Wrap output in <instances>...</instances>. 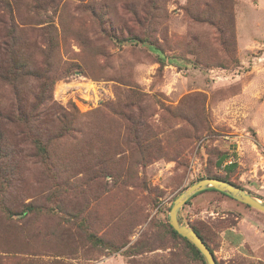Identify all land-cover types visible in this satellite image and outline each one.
Wrapping results in <instances>:
<instances>
[{
	"label": "rangeland",
	"instance_id": "374dc122",
	"mask_svg": "<svg viewBox=\"0 0 264 264\" xmlns=\"http://www.w3.org/2000/svg\"><path fill=\"white\" fill-rule=\"evenodd\" d=\"M18 1L22 10L45 3ZM164 1L156 11L159 26L152 25L178 65L162 66L142 45L119 46L101 33L100 20L78 8L106 10L116 27L141 31L128 5L150 25L142 16L149 0H66L60 66L53 65L60 78L51 103L75 114L78 130L50 148L53 163H63L65 173L56 177L38 160H27L22 181L10 189L12 209L31 204L39 210L14 223L1 218L0 249L19 237L25 242L19 249L29 251L12 263L206 264L171 234L174 201L207 175L227 178L264 200V0H227L214 12L203 6L210 0ZM188 9L217 15L213 24L196 22ZM58 19L50 8L24 20L59 26ZM78 32L88 34L92 49L81 46ZM31 85L26 81L19 89L30 94ZM9 95L0 82V104ZM110 105L131 112L134 127L145 121L154 144L129 142L135 132L126 130L124 117L108 112ZM142 151L148 154L143 159ZM224 155L226 162L236 160L232 172L224 170L226 162L219 166ZM180 213L202 233L217 264H264V213L215 190L196 195ZM91 234L100 244L89 240ZM1 255L0 264H8Z\"/></svg>",
	"mask_w": 264,
	"mask_h": 264
},
{
	"label": "trees",
	"instance_id": "16d2710c",
	"mask_svg": "<svg viewBox=\"0 0 264 264\" xmlns=\"http://www.w3.org/2000/svg\"><path fill=\"white\" fill-rule=\"evenodd\" d=\"M79 1L82 2V0ZM226 1L210 0V2L205 3L203 6L208 8V12H214L213 10L217 6L223 9ZM162 2L164 3L165 1L149 0L150 4L148 5L152 12L148 11L146 7L142 16L150 18V25H147L146 20L140 17L139 11L134 6L128 5V9L132 11L141 31L129 25H124L123 28L116 27L109 20L106 10H100L99 13L96 7L89 5H81L78 8L83 13L89 14L92 18L100 20L101 33L107 35L112 42L119 46L125 44L142 45L156 56V62L162 66L165 65V62L178 65L177 57H167L165 50L160 45L156 31L153 29L152 22L155 21L154 25L159 26V23L156 22L160 20V16H156V11L159 9L158 4ZM202 2L203 0H200L201 4ZM44 4L48 8H44ZM44 4L33 2L29 5L30 8L22 10V6L17 0L16 3H13L11 0H0V82L5 83L11 92V96H5L4 98L6 100L5 104H0V220L2 217H6L7 220L13 223L15 222L14 218H25L38 210V208L30 204L17 212L8 203L10 189L15 183L22 181V165L24 162L27 160H38L36 162L42 165L45 173L52 172L56 177H60V173H65L63 170L64 164L53 163L50 154L51 145L57 142H64L72 133L78 130L76 124L78 118L75 117V114H69L64 108L51 103L52 91L55 83L60 78L55 72V68L60 66V61L57 60V57L59 56L62 39L64 38L63 33L66 30V24L63 19L67 16L65 13L68 10V6L66 0H45ZM50 8L55 15L59 16L58 20L62 25L61 30L59 27L61 25L57 26L53 21L43 20V23L36 25L27 23L24 20L25 17H40L49 11ZM188 13L192 15L196 22H208L212 24L214 22L212 18L217 15L215 13L206 16L203 10L197 15L194 13V10L191 11L190 9H188ZM141 32L143 33L140 34ZM64 34L66 35V33ZM82 34L84 37L78 32L75 38L77 40L78 36L81 38L78 42L84 49H92L88 34L96 37L98 32L90 28L88 34ZM222 44L226 45V42ZM35 55L41 59L42 64L46 67L44 72L37 69L39 63ZM54 62L56 64L55 68H53ZM221 64L220 67L226 68L225 64ZM26 81L32 84L29 88L30 94L22 93L19 89V86H24V82ZM107 110L124 117L126 130L129 133L135 132L133 139L129 137V142L131 140L137 141L138 143L147 145V147L154 144L155 141L152 142V140H155V137L148 135L145 121L140 122L137 127H134L136 125L132 117H130L132 116L131 112L118 110L113 105L107 106ZM103 120H105V117ZM141 153V159L148 156L144 151ZM227 159L224 155L220 160L219 166H222ZM142 164L145 166L146 163L143 162ZM236 167L237 163H233L229 167L225 166L224 170L226 173H229L235 170ZM108 170L109 175L114 177L113 169ZM206 178L220 179L241 187L227 178H220L214 175H207ZM179 220L184 225L192 228L213 253L202 233L197 228L190 226L189 223H185L182 220L181 213ZM169 228L174 237L185 241L195 254L203 260L202 255L191 242L181 237L170 225ZM62 235L63 237L66 236L64 231ZM88 238L96 245L100 244V238H97L96 235L91 234ZM51 240L52 238L46 242L50 244ZM24 243L19 237H10L8 246L5 249H0L1 254L5 255L3 257L4 260L8 261V264H14L10 260L16 259L20 254L29 252L28 249H19V246L23 247L22 244Z\"/></svg>",
	"mask_w": 264,
	"mask_h": 264
},
{
	"label": "water",
	"instance_id": "95a60500",
	"mask_svg": "<svg viewBox=\"0 0 264 264\" xmlns=\"http://www.w3.org/2000/svg\"><path fill=\"white\" fill-rule=\"evenodd\" d=\"M208 190L218 191L262 213H264V200L253 196L244 188L238 187L232 183L220 179L206 178L193 184L174 201L169 215L170 226L181 237L187 239L197 248L206 264H217L214 253L211 252L201 237L192 228L184 225L179 220L180 212L187 203L196 195Z\"/></svg>",
	"mask_w": 264,
	"mask_h": 264
},
{
	"label": "crops",
	"instance_id": "0c3cea01",
	"mask_svg": "<svg viewBox=\"0 0 264 264\" xmlns=\"http://www.w3.org/2000/svg\"><path fill=\"white\" fill-rule=\"evenodd\" d=\"M233 163H236V160H230L229 162H226L225 166H230L232 165ZM246 190V189H245ZM247 191V190H246Z\"/></svg>",
	"mask_w": 264,
	"mask_h": 264
}]
</instances>
